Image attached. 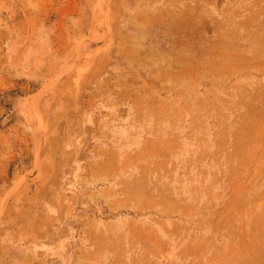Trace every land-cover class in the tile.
I'll list each match as a JSON object with an SVG mask.
<instances>
[{
	"label": "rangeland",
	"instance_id": "obj_1",
	"mask_svg": "<svg viewBox=\"0 0 264 264\" xmlns=\"http://www.w3.org/2000/svg\"><path fill=\"white\" fill-rule=\"evenodd\" d=\"M0 264H264V0H0Z\"/></svg>",
	"mask_w": 264,
	"mask_h": 264
},
{
	"label": "bare ground",
	"instance_id": "obj_2",
	"mask_svg": "<svg viewBox=\"0 0 264 264\" xmlns=\"http://www.w3.org/2000/svg\"><path fill=\"white\" fill-rule=\"evenodd\" d=\"M241 59V58H240ZM241 62V61H240Z\"/></svg>",
	"mask_w": 264,
	"mask_h": 264
}]
</instances>
